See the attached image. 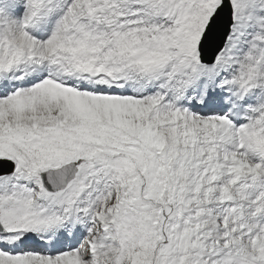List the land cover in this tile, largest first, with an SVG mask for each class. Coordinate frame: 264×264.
Listing matches in <instances>:
<instances>
[{
    "label": "snow or ice",
    "instance_id": "obj_1",
    "mask_svg": "<svg viewBox=\"0 0 264 264\" xmlns=\"http://www.w3.org/2000/svg\"><path fill=\"white\" fill-rule=\"evenodd\" d=\"M0 264H264V0H0Z\"/></svg>",
    "mask_w": 264,
    "mask_h": 264
}]
</instances>
